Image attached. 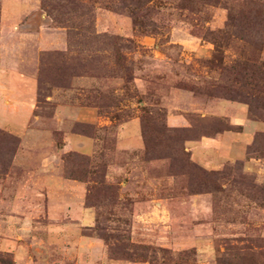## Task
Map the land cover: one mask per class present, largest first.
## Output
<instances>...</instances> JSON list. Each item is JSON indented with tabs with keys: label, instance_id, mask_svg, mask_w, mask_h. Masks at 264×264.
I'll return each mask as SVG.
<instances>
[{
	"label": "rangeland",
	"instance_id": "rangeland-1",
	"mask_svg": "<svg viewBox=\"0 0 264 264\" xmlns=\"http://www.w3.org/2000/svg\"><path fill=\"white\" fill-rule=\"evenodd\" d=\"M9 66L0 264H264V0H0Z\"/></svg>",
	"mask_w": 264,
	"mask_h": 264
},
{
	"label": "crops",
	"instance_id": "crops-1",
	"mask_svg": "<svg viewBox=\"0 0 264 264\" xmlns=\"http://www.w3.org/2000/svg\"><path fill=\"white\" fill-rule=\"evenodd\" d=\"M2 69L3 68H0L1 71H4L6 74H8L7 77L11 78V83H9V84L8 83L4 84V80L2 78H0V84H1V86H3V87L0 86V99H2L5 104H9L12 107V110H9V111L5 110V112L8 111L11 114L12 113H14V114L19 113L20 114L21 111L19 109L16 110L17 112H14L15 110L13 109V104H16L17 106H19L22 103V99H21V96H20V85H24V86L27 85V86H29L28 88L32 89L34 84H33L32 80H31V78H29L28 76L22 74L21 71L18 70V68L15 67V66H9L8 69L7 68L3 69V70ZM24 113L28 114L29 110L28 111L25 110ZM204 139H206L207 140V144L210 145V146H208L209 149L210 148L212 150H213V148L217 149L216 145H215L217 139H214V138H211V137H206V138L204 137ZM200 142L201 143H205V140L204 141L200 140ZM218 142H219V140H218ZM51 158H48V159H51ZM84 213H85V215H87L86 216L87 217L86 218L87 222H89V223L91 222L92 223V220H91L92 219V214H91V212L88 211V210H84V211H82V215H84ZM90 240L91 239L89 238L88 239V243L91 242Z\"/></svg>",
	"mask_w": 264,
	"mask_h": 264
}]
</instances>
